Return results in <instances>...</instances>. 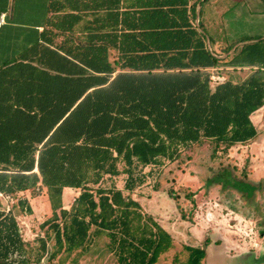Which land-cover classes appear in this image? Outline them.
I'll return each mask as SVG.
<instances>
[{
	"label": "trees",
	"instance_id": "16d2710c",
	"mask_svg": "<svg viewBox=\"0 0 264 264\" xmlns=\"http://www.w3.org/2000/svg\"><path fill=\"white\" fill-rule=\"evenodd\" d=\"M208 1L55 0L42 31L16 44L7 34L0 47V193H46L53 216L41 226L54 233L51 258L106 233L121 264H156L174 239L133 198L153 174L143 169L179 160L183 148L209 141L217 155L264 134V39L219 58L202 20ZM233 70L250 72L237 79ZM213 73L226 81L214 85ZM118 177H126L123 189ZM105 179L116 181L103 187ZM214 182L243 197L264 185L231 172L208 178ZM65 188L80 191L69 209ZM19 204L33 213L28 199ZM41 241L32 262L0 196V264H41L49 252ZM205 241L183 246L181 264H204Z\"/></svg>",
	"mask_w": 264,
	"mask_h": 264
},
{
	"label": "rangeland",
	"instance_id": "374dc122",
	"mask_svg": "<svg viewBox=\"0 0 264 264\" xmlns=\"http://www.w3.org/2000/svg\"><path fill=\"white\" fill-rule=\"evenodd\" d=\"M27 19L29 18L15 20H32ZM202 20L210 36L216 41L214 49L221 55H225V49L239 40L264 38L262 0H209L204 5ZM2 44L6 46L7 42ZM8 47L17 48L12 43ZM5 54H0V59ZM220 67L224 68L225 64L222 63ZM230 72L235 78L242 79L250 71ZM260 118L264 128V110L259 114ZM258 139L243 146H235L226 152L219 149L217 155L215 143L208 141L201 146L183 148L179 160L166 162L162 167L151 166L143 169L144 172H153L141 195L147 197V212H162L171 222L186 220L191 223L193 219H197L204 223L202 227L205 233L202 238L206 236L209 243L224 232L234 243H238L239 239L247 248L246 254L232 255L228 248L216 245L221 241L216 242L209 248L205 264H264V185L255 194L243 197L236 190L226 188V184L208 183V178L222 172H231L235 179L254 184L264 182V135ZM120 167L122 169L124 165L121 164ZM123 178L126 177H118L116 180L120 182ZM112 180L116 181L105 179L103 187L111 186ZM34 193L28 191L15 197H2L4 209L17 217L23 238L28 242L32 262L39 256L37 251L40 249L41 240H47L49 252L41 264H64L63 254L51 258L55 243L54 233L48 231V227L41 226L53 216L51 207L47 205V195L39 190ZM22 199L29 200L33 208L32 214H28L19 204ZM176 240L175 251L181 250L182 260L186 258L182 248L184 241L195 246L201 245L189 234L186 239L180 235ZM169 255L171 253L166 258ZM168 263L170 262L164 258L159 264Z\"/></svg>",
	"mask_w": 264,
	"mask_h": 264
},
{
	"label": "crops",
	"instance_id": "0c3cea01",
	"mask_svg": "<svg viewBox=\"0 0 264 264\" xmlns=\"http://www.w3.org/2000/svg\"><path fill=\"white\" fill-rule=\"evenodd\" d=\"M19 1V2H18ZM55 0H0V22L1 18L5 16V24L0 26V47L2 43L7 41L8 35L12 34L13 37H10V40H14L15 43H23L26 40V36L29 33H33L36 30H43L44 24L46 23L47 19L50 15L53 14L52 3ZM70 0H62L65 4H68ZM79 2L81 6L88 4L95 5L97 3L101 4L103 0H73ZM112 1V0H106ZM11 12V14H10ZM14 12V13H13ZM16 18H29L27 20L30 22L25 21H16ZM4 47V46H3ZM264 135V134H263ZM263 135H260L258 138H262ZM259 140V139H258ZM123 181H120L117 184L119 189H123ZM144 187L139 188L134 194L133 198L137 200L141 206L142 211L144 214L152 215L154 220L159 223L164 229H166L174 239V248L169 251L171 253L166 258V254L162 255L156 264H159L162 259H166L168 264H181L182 256L181 250L175 251L176 249V238L180 235L185 239L188 238V234L192 236L196 242H199L200 246L192 245L191 243H186L184 241L183 246H192V247H204L205 239L203 235L205 233V229L202 227L204 225L203 222L197 221L193 219L191 223L186 220H179L175 222H171L172 220H168L166 218V214L161 213H154V212H147L146 211V199L147 197H142V193H144ZM29 191V190H28ZM28 191L21 192V193H28ZM80 194L79 190L65 188L64 190V206L66 209H69L70 206L75 201L76 197ZM50 207L49 203L47 204ZM50 209V208H49ZM146 211V212H145ZM215 231V230H214ZM220 233V232H219ZM214 237V236H213ZM235 241V239H233ZM221 241V242H219ZM232 240L229 239L228 235H225L222 232L221 235L217 238H213L212 243L208 245L207 251L209 252V248L219 242V244L228 248L232 255H240L241 253L246 254V246L241 243L238 239V243H234ZM102 245V246H101ZM107 248L106 249L104 248ZM173 251V252H172ZM209 254V253H208ZM207 254V258H208ZM187 257V253H186ZM206 258V260H207ZM64 264H121L119 262V255L117 249L112 248L110 246V238L106 233H102L99 235H92V238L89 243H87L86 247L76 250L69 253L63 254ZM204 261V264L206 262Z\"/></svg>",
	"mask_w": 264,
	"mask_h": 264
},
{
	"label": "water",
	"instance_id": "95a60500",
	"mask_svg": "<svg viewBox=\"0 0 264 264\" xmlns=\"http://www.w3.org/2000/svg\"><path fill=\"white\" fill-rule=\"evenodd\" d=\"M201 9H202V4L200 3V4H198V7H197V15H196V24L197 25H199V22H200ZM261 39H264V38H261ZM261 39L247 40V41H244V42H240V43L236 44L228 53H226L225 55L219 56V58H221V59L228 58L230 55H232L234 53V51L237 48L242 47V46H244L246 44H251V43L258 42ZM207 45H208L209 50L211 52H213V47H212L211 40H210L209 36H207Z\"/></svg>",
	"mask_w": 264,
	"mask_h": 264
},
{
	"label": "built area",
	"instance_id": "2783aa9c",
	"mask_svg": "<svg viewBox=\"0 0 264 264\" xmlns=\"http://www.w3.org/2000/svg\"><path fill=\"white\" fill-rule=\"evenodd\" d=\"M3 24H5V16H3L1 18L0 26H2ZM212 71L214 72L215 69H213ZM211 79H212L213 82H215L217 84H221V83H224L226 81V78L224 76H222L220 74H215V73L212 74ZM0 196L4 197V198L5 197H10V196H5V195H3L1 193H0ZM7 212H9V211H7Z\"/></svg>",
	"mask_w": 264,
	"mask_h": 264
},
{
	"label": "bare ground",
	"instance_id": "6f19581e",
	"mask_svg": "<svg viewBox=\"0 0 264 264\" xmlns=\"http://www.w3.org/2000/svg\"><path fill=\"white\" fill-rule=\"evenodd\" d=\"M14 13V12H13Z\"/></svg>",
	"mask_w": 264,
	"mask_h": 264
}]
</instances>
